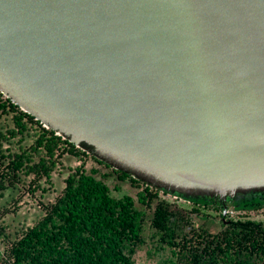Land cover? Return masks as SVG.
<instances>
[{
    "label": "water",
    "instance_id": "water-1",
    "mask_svg": "<svg viewBox=\"0 0 264 264\" xmlns=\"http://www.w3.org/2000/svg\"><path fill=\"white\" fill-rule=\"evenodd\" d=\"M0 94L223 216L264 193V0H0Z\"/></svg>",
    "mask_w": 264,
    "mask_h": 264
},
{
    "label": "trees",
    "instance_id": "trees-1",
    "mask_svg": "<svg viewBox=\"0 0 264 264\" xmlns=\"http://www.w3.org/2000/svg\"><path fill=\"white\" fill-rule=\"evenodd\" d=\"M64 154L88 153L44 128L0 94V196L16 187L31 196L44 194V184H50ZM111 170L118 180L142 184L143 189L135 198L127 194L115 198L104 182L105 174L97 177L95 169L75 167L52 200L38 203L39 219L6 239L0 264H135L133 255L144 243L147 220L156 248L168 251L159 264H264V223L227 220L220 205L208 199H187L193 204L189 210H174L164 200L152 207L158 191ZM211 204L219 211V230L189 228L193 216L199 214L197 205L207 208ZM227 207L262 209L264 193L239 195ZM144 208L151 210L149 217ZM2 229L0 225V235Z\"/></svg>",
    "mask_w": 264,
    "mask_h": 264
},
{
    "label": "rangeland",
    "instance_id": "rangeland-1",
    "mask_svg": "<svg viewBox=\"0 0 264 264\" xmlns=\"http://www.w3.org/2000/svg\"><path fill=\"white\" fill-rule=\"evenodd\" d=\"M79 165L87 171L95 169L97 177L105 174L106 177L104 182L108 185L111 195L115 198L124 194L135 198L137 192L143 189L142 184L133 185L128 180H118L111 168H107L104 165L96 163L95 160H93L88 154L81 155L79 157L64 154L61 157V166H59L57 171L51 175L50 184H44V187H46L47 190L44 194L40 195L39 192H36L31 196V194L26 193L24 189L22 190L17 187L11 189L9 188L3 191L0 196V225L3 228L0 235V251L5 248L7 238H13L16 231H20L31 226L39 219L42 212L38 203L52 200V198L61 190L63 179L69 172H71V170ZM151 189L156 190L154 188ZM156 191H158L157 198L153 199L151 202L152 207L155 205L157 200L166 201L174 210H189L190 207L193 206V204L187 201L184 197H179L178 195H168L159 190ZM197 208L199 209V214L193 216L194 223H192L193 226L189 228L201 226L209 229L211 232L218 231L220 228L219 221H221V218L219 217V211L216 207L211 204L207 208L197 205ZM6 211L8 212L6 213ZM144 211L146 212L147 217H149L151 210H145L144 208ZM225 218L227 220L231 219L232 221L248 219L264 223V208L250 211H235L227 207ZM152 235L153 232L150 229L149 221L147 220L143 233L144 243L133 255V261L135 264H159L161 260L165 259L167 256V250L163 251L156 248V242L152 238Z\"/></svg>",
    "mask_w": 264,
    "mask_h": 264
}]
</instances>
